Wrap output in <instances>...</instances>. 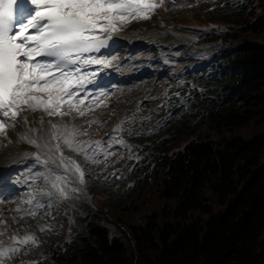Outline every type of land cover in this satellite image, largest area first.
<instances>
[{
    "label": "trees",
    "instance_id": "1",
    "mask_svg": "<svg viewBox=\"0 0 264 264\" xmlns=\"http://www.w3.org/2000/svg\"><path fill=\"white\" fill-rule=\"evenodd\" d=\"M222 3L185 19L217 30L207 38L218 45L215 77L189 93L196 122L168 138H129L145 178L91 168L92 204L64 202L41 216L29 229L39 248L8 264H264V134L245 129L264 128V0Z\"/></svg>",
    "mask_w": 264,
    "mask_h": 264
},
{
    "label": "snow or ice",
    "instance_id": "2",
    "mask_svg": "<svg viewBox=\"0 0 264 264\" xmlns=\"http://www.w3.org/2000/svg\"><path fill=\"white\" fill-rule=\"evenodd\" d=\"M162 8L165 0H0V147L14 143L12 132L15 143L35 149L13 161L27 165L14 179H0V188H27L24 193L8 189L19 200L10 209L19 214L12 217L14 223L51 217L54 207L58 211L60 204L78 199L87 180L98 178L91 167L112 166L105 162L117 151L126 150L133 158L132 145L120 133L134 119L121 121L106 138L93 140L89 130L103 123L94 114L107 108L114 94L107 70L124 47L120 34ZM12 199L0 195V203ZM39 246L34 231L13 228L0 211V264Z\"/></svg>",
    "mask_w": 264,
    "mask_h": 264
},
{
    "label": "rangeland",
    "instance_id": "3",
    "mask_svg": "<svg viewBox=\"0 0 264 264\" xmlns=\"http://www.w3.org/2000/svg\"><path fill=\"white\" fill-rule=\"evenodd\" d=\"M203 1L205 0H184L182 3H184L185 6L179 8L174 6L171 0H165L166 11L164 12V18H167V16L170 17L173 24L164 27L158 34V38L169 41L163 48H161L160 56L157 57V61L154 63V65L160 69L157 71L153 70L152 75L142 76L141 79L137 78L134 85H129L131 92H126L116 100H114L116 96L112 95L110 97L108 107L101 108L94 114L100 121H103V123L92 125V128L89 130L91 139H101V137H104L103 132L107 130L113 131L116 125L126 119H134L135 123H125V130L120 133L123 138H125L126 135L130 136L128 134L129 130L133 135L140 133L137 136H147L152 134L153 136L168 137L172 132V129H174V126L179 123L188 120L196 122L192 110H188L187 106L183 103L182 88L183 85L188 82L187 79L190 75H202V64H207L206 62L214 53L216 46L207 40V36L214 32L213 28L205 27L200 29L197 27H191L187 24L192 23L188 21L186 22L185 19L194 17L199 8V4ZM240 3L241 0L230 1V5H240ZM179 4L181 3H176V5ZM189 5L191 6L189 7ZM162 23L163 25L165 24L163 21ZM144 25L149 26L148 22H145ZM177 40L181 41L177 43ZM175 42L177 45L180 44V46L176 51H173L170 47L173 46ZM143 50L144 46H139L135 52H141ZM144 54L145 53H141L140 56L143 57ZM156 54H158V52H156ZM138 106L139 110H137ZM111 111L113 113H110ZM100 115H103L105 118L100 119ZM82 122L83 121L77 120V123ZM245 129L250 136L254 134H264V128L257 122H253ZM246 136L248 137L247 134ZM10 137L13 140L11 134ZM88 138L89 137H83V139ZM8 146L9 145L0 147V151ZM116 148L119 149V146L117 145ZM121 151L124 153L123 159H120ZM105 163L112 164V166L106 168L105 164L102 163L100 165H93L92 167L96 171L102 172L105 175H113L114 178H118V176L122 175L123 168L130 167L139 180L145 178L146 169L144 165L140 162L137 163L135 157L129 159L126 150L117 151V155L111 157V160ZM90 179L87 180L84 193L77 194L79 197L78 199L66 202L77 203L81 200L89 201L91 195L89 191ZM153 182L154 179L152 177L147 179L145 183L146 188L152 187ZM143 183L144 181H140L141 185ZM0 190V195H3L2 193L5 191V188ZM12 191L14 193H24L27 191V188L20 186L19 188H14ZM4 195L11 197V194ZM18 203V199H16L15 202L2 203L0 205V211L3 212L5 220L13 228H32L35 223L40 221L41 215H38L35 219L26 217L24 220L14 223L12 217L18 216L19 214L10 211V209H14ZM222 208H224V206L215 205V211ZM119 225L120 226L117 227V234L123 238V236H125L123 230L126 229L128 232L129 228L126 222L123 221H120Z\"/></svg>",
    "mask_w": 264,
    "mask_h": 264
},
{
    "label": "bare ground",
    "instance_id": "4",
    "mask_svg": "<svg viewBox=\"0 0 264 264\" xmlns=\"http://www.w3.org/2000/svg\"><path fill=\"white\" fill-rule=\"evenodd\" d=\"M165 11L166 8L158 9L150 20L145 21L146 23L148 22L149 26L144 25V21L135 22L130 24L128 28H126L120 34L119 38L124 44L122 53L120 57L118 55L117 60L113 63V67L107 70L110 73V75L108 76V80L112 85L116 86L112 89L113 92L115 91L124 93L125 90H127V86L136 83V75L138 72L140 74V77H142L145 75H152L153 70L157 71L160 69L159 67L154 65V63L157 61V57L160 56L161 48H163L164 45L169 41L158 38V34L164 27L173 24L170 17L167 16V18H164ZM162 21L165 23L164 25ZM151 22L156 24H153ZM132 30H134L136 33H133ZM180 41L181 40H177L176 42L179 43ZM139 46H144V50L141 52H135L137 50V47ZM156 52H158V54H156ZM141 53H145L143 57L140 56ZM124 55L128 57L126 60H124L123 58ZM117 66H119V71L116 70ZM101 75H103V73H101ZM110 113L113 112L111 111ZM38 117L39 114L36 115V118ZM17 131L20 130L17 129ZM10 134L13 137L14 143L0 151V179L4 181L14 179L15 174L18 171H22L27 166L25 164L13 163L14 160H20L22 158V154L25 151H35L33 147L27 144L15 143V133L10 132ZM9 153H11L12 155H9ZM3 187L5 188V191L2 193L4 195L10 194L8 192L9 188L13 190L14 188H19L20 186H16L14 184H5ZM9 198L12 199V196ZM15 201L16 199H12V202ZM1 204L2 203H0V205Z\"/></svg>",
    "mask_w": 264,
    "mask_h": 264
}]
</instances>
